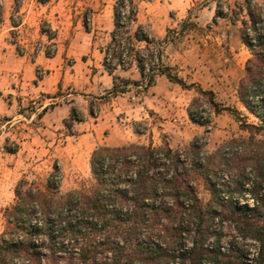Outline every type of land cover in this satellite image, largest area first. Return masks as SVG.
<instances>
[{"label":"trees","instance_id":"trees-1","mask_svg":"<svg viewBox=\"0 0 264 264\" xmlns=\"http://www.w3.org/2000/svg\"><path fill=\"white\" fill-rule=\"evenodd\" d=\"M211 1L216 5L213 23L219 18L234 23L243 11L246 16L247 20H240L239 34L251 57L245 63L236 96L257 125L248 123L243 113L217 103L212 91L186 84L162 65L161 43L141 25L131 33L137 14L134 0H115L110 41L101 49L102 66L113 83L109 94L115 97L130 87L146 92L156 76H164L182 90L194 91L186 110L192 123L207 127L212 117L230 115L239 129L249 134L247 140L235 143L250 145L249 152L240 158L233 155L231 161L220 154L218 163L211 165L209 157L200 161L194 144L185 155L165 144L98 147L90 155L93 184L87 191L58 195L53 177L46 182L44 192L20 181L14 190V204L4 210L0 264H201L202 260L210 264H264V226L255 223L258 205L264 202L260 193L264 161L254 153L264 144L254 139L264 130V7L254 0H243L234 8L225 3L223 11L218 0ZM83 25L87 28L86 20ZM133 65L140 81L115 75L117 69L126 72ZM68 120V127L78 121L74 108ZM219 172L228 176L229 182L219 184ZM196 179L203 181L210 195L204 207L197 198ZM235 192L242 194L240 199L251 200L253 206H238ZM214 222L220 226L233 222L237 231L251 233L257 253L249 257L229 246L221 247L219 235L210 231ZM190 232L189 246L181 245L183 235Z\"/></svg>","mask_w":264,"mask_h":264},{"label":"rangeland","instance_id":"rangeland-1","mask_svg":"<svg viewBox=\"0 0 264 264\" xmlns=\"http://www.w3.org/2000/svg\"><path fill=\"white\" fill-rule=\"evenodd\" d=\"M91 1L50 0L45 5H39L37 0H12L11 7H6L12 22L25 20L22 32L10 38L17 44L16 52L21 55L30 50L29 56H33L42 51L51 61L36 66L31 80H27L25 75L27 89L2 96L5 105L11 103L9 98L14 99L16 105L10 117L0 118V234L5 227L4 210L14 204V190L20 181H27L33 188L44 192L46 182L53 177L57 181L58 195H65L69 191H87L93 184L90 155L98 147L113 144L118 147L128 144H151L152 147H159L165 144L172 151H180L185 155L190 151L191 144H194L199 148L200 161L209 157L211 165L218 163L220 154L222 158L231 161L233 155L244 157L251 149L250 145L235 143L240 139L247 140L249 134L245 131L241 134L238 123L226 113L212 117L207 127L192 123L186 113L190 101L195 97L192 90L186 92L178 86L173 88L160 85L157 90L142 92L141 89L130 87L124 95H117L116 99L111 95L107 97L105 93L100 95L99 92H88L91 86L97 84V80L96 84L92 80L94 76L97 77L94 61L100 60L97 53L92 57L88 50L102 49L110 41L109 19L113 21L112 7L115 4V0H94V4L88 6ZM182 1L177 0L176 4L180 6ZM205 1L207 0L189 1L184 20L174 28L176 31L167 30L165 39L177 46L176 59L179 66H182L181 69L177 67V70L171 68L172 73L186 84L194 83L207 89L210 81L215 82L221 78L220 74L210 75L213 68L221 69L219 65H224L223 59L233 58L232 50L239 49V38H234L233 35L239 31L241 24L231 25L227 18H219L213 23L207 15L195 20L200 17L199 10L205 5ZM218 1L221 10L225 11L224 4L227 0ZM159 7L158 3L150 6L149 16L153 23L161 24L165 19L166 23L172 25L176 10L162 12ZM230 7L234 8L232 3ZM23 9L26 12L30 10L29 15L23 17L20 13ZM242 19L247 20L244 11L238 18L239 22ZM84 20L87 28L83 25ZM191 23L194 27L190 26ZM182 27L184 28L180 33ZM41 29L44 31L43 35L40 34ZM190 32L192 35L194 33L193 38L185 40ZM149 34L152 35L150 32ZM140 46L144 47V44ZM185 51L188 52L183 54ZM83 61L87 63L83 64ZM117 70L115 75L121 78L140 81L133 66L126 72ZM22 76V73H18L20 83L24 82ZM230 94L231 90L216 96L217 103L242 113ZM49 97L52 99L48 100ZM17 98L24 99L23 103L17 104ZM71 108L75 109L78 121L68 127ZM12 115L20 117L13 119ZM6 121L10 122L6 124ZM254 121L249 118L248 123ZM135 130L140 134H136ZM254 139L264 143V132L255 135ZM33 140L40 144V150L36 152L31 149L36 147ZM15 148L14 153L7 152ZM17 152L18 156H10ZM254 153L259 154L264 161V144ZM261 174L264 175V162L261 163ZM217 176L219 184L229 182L224 173L219 172ZM194 186L199 203L204 207L210 199L207 188L200 179L194 181ZM262 189L260 193L264 195V186ZM240 195L242 194L239 192L233 194V198L239 199L236 201L238 206L245 203L249 207L253 206L251 200L240 199ZM258 207L255 223L262 227L264 202ZM184 217L187 219L185 215ZM193 229L192 227V232ZM210 231L219 235V245L223 248L229 246L241 251L243 255H250L249 257L258 251L251 233L237 231L233 222L221 226L214 222ZM192 232L183 235L181 245L189 246ZM156 264L181 263L161 261ZM184 264H188V261ZM201 264L210 263L202 260Z\"/></svg>","mask_w":264,"mask_h":264},{"label":"crops","instance_id":"crops-1","mask_svg":"<svg viewBox=\"0 0 264 264\" xmlns=\"http://www.w3.org/2000/svg\"><path fill=\"white\" fill-rule=\"evenodd\" d=\"M50 0H48L45 3H39L38 0L37 2L39 3V5H45L49 2ZM136 5H137V14H136V21L135 23H133L131 25V27L133 26L134 29H131V33L135 30V28L138 25L143 26L146 30H148L152 35V37L158 41L161 42L162 46H161V63L163 66H167L170 68H175L176 70L179 68L181 69L182 66H179V61L176 59L178 58V51L176 50V47L174 46L173 42H170L168 39H165L167 30L172 29V30H177L174 29L178 26L179 22H181L182 20H184L185 18V14L187 12V10L189 9V1L192 2V0H183L182 1V5H177L176 2L177 0H134ZM257 5L264 7V0H254ZM243 2V0H227V4H231L234 6L235 4H240ZM15 3V2H14ZM157 3L159 4V8L160 10L163 11H168V10H176V14L174 15L175 18V22L171 25V23H166L165 19L162 20L161 24H155L153 23V20L151 18V16H149V11L150 6H156ZM12 4V0H0V7H1V21H0V118L1 117H10V113L12 112V110L15 108V103L13 102V100L11 98L10 104H4V101L2 100V96L7 94V93H11L17 90L21 89L23 90L24 88L27 89L25 86L28 85V82H26L25 79V75H27V80H31L32 76H33V71L36 68V66H38L39 64H42L43 62H47V64L51 61V59H48L47 57L44 56V53L42 51H39L36 53V55L33 56H29V52L30 50H27L25 52H23V54H19L18 52H16V46L17 44L12 42L10 40L12 35L15 34H19L21 33L25 20H20L16 23L12 22L11 20V16L8 14L7 11V5H9L11 7ZM92 4H94V0H92L88 6H92ZM204 6L201 8V10H199V15L200 17L196 18L195 20H199L200 18L204 17L205 15H207V18L212 19L214 14H215V10H216V5L213 1H205L204 2ZM113 8V7H112ZM138 9H139V14H138ZM26 10L23 9L20 11L21 14H23V17L29 15L30 10H28L26 13ZM207 12V14H206ZM145 13V15H144ZM97 16H99V14H97ZM113 16V15H112ZM140 17V19H139ZM226 19V18H225ZM223 18V20H225ZM227 22L231 23V25H236L238 23H240L239 21H236L234 23L230 22L228 19H226ZM228 23V26L230 25ZM226 24V23H225ZM227 25V24H226ZM109 26H111L110 30H109V37H110V32L113 29V21L111 19H109ZM239 28V27H238ZM240 30V28L238 29ZM184 33V32H183ZM41 35L44 34V32H40ZM194 35V33H193ZM192 33H188L185 36V40H187V38H193ZM233 37H238L239 38V49H237L236 47V51L232 50V48H229V50H232V55L233 58H229L223 59V63L224 65L221 64L219 65V67L221 69L217 70L216 67L213 68V71L210 73V75L215 74L217 76V74L221 75V78H218V80L214 81H210V83H208L207 85V89H205L202 85H200V87L203 90H207V91H212L215 95V99L216 96H219V94L221 95L222 92L225 91H230L231 90V97L234 100V102H236V104L239 106V110L242 111V113L247 116L248 121L249 118L255 120L254 125H257L258 122L257 120L252 117L251 115H248L245 113L243 107L240 105L237 96H236V89L238 86V82L240 80V78L243 76L244 73V66L246 61L251 57V54L249 53V51L247 50V48L242 44L241 42V38H240V34L239 31L235 32V36L233 35ZM164 40V42H162ZM166 40V41H165ZM188 42V41H187ZM20 44H23V42H19ZM27 46H25L26 48ZM32 52V50H31ZM88 52L91 54V56L93 57L95 53H97L99 55L100 60L94 61V67L97 69V77L94 79L92 78V80H97V84L95 81L94 86H91V89H88V92H90L91 94H98V92L100 93V95L102 94H106L107 97L110 96L109 92L112 88V78L111 76H109L103 66H102V59H103V53H101V49H96V48H89ZM188 51L183 52V54H186ZM181 57V56H179ZM223 55L220 56V58H222ZM235 60V63L232 64V61ZM228 61H230L228 63ZM227 62V63H226ZM83 64H86L87 61H83ZM92 63V61H91ZM46 64V63H45ZM217 66V65H216ZM178 67V68H177ZM133 68H135V71L138 73L136 67L133 65ZM118 71V70H116ZM115 71V72H116ZM123 72V71H122ZM18 73H22V79L24 82L20 83V81H18ZM139 75V73H138ZM140 78V76H139ZM168 86V87H175L178 86L176 84L170 83L164 76H156L155 77V82H154V86H152L151 90H157V88L159 86ZM34 88H36V86H33ZM37 87L41 88V85H38ZM179 87V86H178ZM87 92V91H85ZM189 92V91H186ZM21 93V92H20ZM120 94V95H124ZM116 99V96L114 97ZM52 98L49 97L48 100H51ZM57 99V98H56ZM17 104H22L24 99H19L17 98ZM14 103V104H13ZM42 103V102H40ZM65 105V104H64ZM61 107V106H58ZM12 114V113H11ZM217 116H221V115H217ZM16 117H20V115L17 116H13L12 118H16ZM186 117V115H185ZM216 117V116H214ZM187 118V117H186ZM10 121H6V124L9 123ZM257 122V123H256ZM263 131H261L259 133V135L261 133H263ZM241 134H244L245 132L240 130ZM32 143L35 144V148H31L32 150H34L35 152L40 150L38 146H40V144L35 143V141L33 140ZM31 143V144H32ZM108 147H118V145H105ZM18 152L15 154H10V156H18Z\"/></svg>","mask_w":264,"mask_h":264},{"label":"built area","instance_id":"built-area-1","mask_svg":"<svg viewBox=\"0 0 264 264\" xmlns=\"http://www.w3.org/2000/svg\"><path fill=\"white\" fill-rule=\"evenodd\" d=\"M259 27V25H256V28H258Z\"/></svg>","mask_w":264,"mask_h":264}]
</instances>
